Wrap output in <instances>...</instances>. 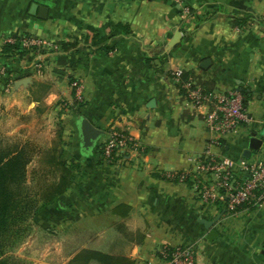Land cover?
I'll use <instances>...</instances> for the list:
<instances>
[{
    "label": "crops",
    "instance_id": "crops-1",
    "mask_svg": "<svg viewBox=\"0 0 264 264\" xmlns=\"http://www.w3.org/2000/svg\"><path fill=\"white\" fill-rule=\"evenodd\" d=\"M32 3L48 8L47 19L29 13ZM187 4L192 14L182 29L171 0H0V47L9 37L77 43L57 53L0 56V70L10 71L0 75V154L29 157L28 196L34 198L37 185L41 205L65 167L77 168L68 191L33 218L36 232L60 236L55 253L62 259L50 264H70L83 250L160 264L158 249L179 244L196 252V264H264V207L232 220L223 205L207 210L187 185L166 178L187 171L188 159L201 156L209 142L201 113L183 100L173 71L197 73L212 93L249 89L254 113L264 122V0ZM177 31L182 37L168 49ZM205 59L206 70L200 68ZM37 61L41 75L33 67ZM25 77L29 83L14 86ZM74 82L83 101L68 113L64 105L74 101ZM81 118L104 132L90 150L81 145ZM113 128L140 147L104 164L99 146ZM239 134L211 150L243 158L248 136L245 129ZM220 213L218 237L209 241L198 219Z\"/></svg>",
    "mask_w": 264,
    "mask_h": 264
},
{
    "label": "built area",
    "instance_id": "built-area-1",
    "mask_svg": "<svg viewBox=\"0 0 264 264\" xmlns=\"http://www.w3.org/2000/svg\"><path fill=\"white\" fill-rule=\"evenodd\" d=\"M178 6L180 19L179 27L182 28L190 20L191 10L187 0H171ZM10 37L5 43H12ZM23 49L31 51H47L57 53L59 46L45 39H31L24 37L20 41ZM38 54V53H36ZM38 75L42 74L41 62L33 65ZM185 73L182 69L172 72V77L178 83L181 97L186 104L201 113L209 134L208 148L199 157L189 158L191 163L187 171L167 175L169 180L185 184L192 191L195 199L201 205H223L225 210L238 213L251 208L264 207V160L250 161L241 158L233 160L227 156L214 153L211 148L223 149L229 136L238 135L244 128L247 136L250 134L251 125L255 122L244 103V96L240 88L227 91L206 93L199 83V78L190 76L183 79ZM6 69L0 70V75H5ZM12 85L9 80L7 87ZM74 101L66 103V111L75 109L82 103V89L79 83L74 82ZM72 111H70L71 113ZM240 135V134H239ZM140 145L125 131L111 129L108 137L103 141L99 150L104 164L114 163L123 151L136 150ZM160 264H196V252L191 248L161 246L157 251Z\"/></svg>",
    "mask_w": 264,
    "mask_h": 264
},
{
    "label": "trees",
    "instance_id": "trees-1",
    "mask_svg": "<svg viewBox=\"0 0 264 264\" xmlns=\"http://www.w3.org/2000/svg\"><path fill=\"white\" fill-rule=\"evenodd\" d=\"M233 23L234 25L240 24L239 19H233ZM21 39V37H17L13 39L12 43L2 44L0 56L10 57L18 55L24 57L30 53L31 51H27L21 47ZM57 45L62 50H70L77 46V43L62 42L57 43ZM38 52L37 49L33 50L34 54ZM9 74L10 71L6 70V75L9 76ZM190 76L196 77L194 72H185L183 79H187ZM9 80L8 77L6 82ZM199 83L206 93H212L210 89L206 88V82L199 79ZM240 90L244 96V103L247 104L251 98V93L247 88L240 87ZM28 162L29 157L23 152L0 154V264H20L8 255L11 252L10 249L14 247V244H12L14 241L12 240L25 231L24 228L21 229L19 226L25 223L28 218L36 216L43 207L51 204L55 198L64 195L72 184L70 181L72 172L77 169L73 164L65 167L60 183L49 189L45 196V202L40 205L38 201L28 196V189L24 186ZM173 180L175 181V179ZM91 262H95L96 264H134L128 258L112 256L93 250L79 252L71 259L70 264H90Z\"/></svg>",
    "mask_w": 264,
    "mask_h": 264
},
{
    "label": "rangeland",
    "instance_id": "rangeland-1",
    "mask_svg": "<svg viewBox=\"0 0 264 264\" xmlns=\"http://www.w3.org/2000/svg\"><path fill=\"white\" fill-rule=\"evenodd\" d=\"M185 26L186 25H184L182 29H184ZM195 76H198V74L196 73ZM214 92H217V91L215 90ZM251 99L252 98H250V100L247 103L248 111L250 115H252L255 121L252 125H254L257 128V129H252L251 132L253 131L260 132L264 129V122L260 121L257 114L254 113L255 107L253 106ZM247 128H250V127L247 126L246 129ZM243 130L244 128H241L239 130V133ZM241 137L242 136L238 134V135L229 136L226 140L227 142H229V144H232L234 141L240 139ZM263 145H264V142H263ZM218 154L225 156V154L222 152L221 153L218 152ZM249 160L250 161L264 160V146L260 148V150L254 151L252 155L250 156ZM36 190H37V185L36 186L34 185L33 190H32V197H34L33 200H36L39 203L40 193L38 192L39 193L38 195V193H36ZM188 190L190 191V193L192 192L189 188ZM192 196L195 199L193 194ZM206 208L207 210L214 212L215 210L219 211L220 209H222V206L220 204L206 205ZM245 214H248V213H244L243 211V212H238L234 214V213L226 211L225 216L232 218V220H237V219H241V217L245 216ZM34 217L28 218L25 223L19 226L21 229L24 228L25 231L21 232L20 236L12 240L14 241V243H12L14 244V247H12L10 251L13 252L14 254L11 255V257L17 263L21 261V264H44V263L50 264L51 262L60 261V259H62V252L59 254V256H57V254L55 253V248L57 246L58 241L60 240V236H57L56 233L52 231L36 232V229H35L36 221L33 219ZM176 242L179 243L178 241ZM67 246L68 245H66V247ZM177 246L181 248H188L186 244H179Z\"/></svg>",
    "mask_w": 264,
    "mask_h": 264
},
{
    "label": "water",
    "instance_id": "water-1",
    "mask_svg": "<svg viewBox=\"0 0 264 264\" xmlns=\"http://www.w3.org/2000/svg\"><path fill=\"white\" fill-rule=\"evenodd\" d=\"M29 13L33 16H38L39 19L45 20L48 17V8L46 6L38 5L36 3H32L30 6ZM182 37V33L177 31L174 34V37L170 41L168 45V49L173 48L174 46L179 43L180 38ZM210 61L205 59L201 62L200 68L206 70ZM30 82L29 77H25L22 79H18L15 81L14 86H25L27 83ZM155 101L152 100L148 107H154ZM78 128L81 137V145L84 150L92 149L96 143L100 140L101 137L104 136V132L100 129L96 128L89 120L85 118H81L78 122ZM264 142V129L260 132L253 131L248 135L247 138V147L242 152V157L245 159H249L250 156L254 151L260 150L263 146ZM222 217V213L218 214L214 220H207V219H198V222L201 223L204 228L208 231L207 239L209 241H214L218 234L214 229V226L217 222L220 221Z\"/></svg>",
    "mask_w": 264,
    "mask_h": 264
}]
</instances>
